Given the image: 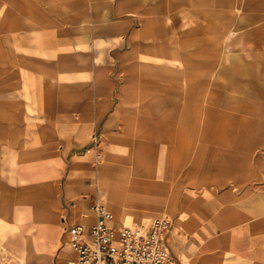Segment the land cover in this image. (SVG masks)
I'll list each match as a JSON object with an SVG mask.
<instances>
[{"label": "crops", "instance_id": "crops-1", "mask_svg": "<svg viewBox=\"0 0 264 264\" xmlns=\"http://www.w3.org/2000/svg\"><path fill=\"white\" fill-rule=\"evenodd\" d=\"M147 14L125 40L0 37V264H75L68 231L96 205L116 226L169 217L175 264H264L260 40L188 0Z\"/></svg>", "mask_w": 264, "mask_h": 264}, {"label": "rangeland", "instance_id": "rangeland-1", "mask_svg": "<svg viewBox=\"0 0 264 264\" xmlns=\"http://www.w3.org/2000/svg\"><path fill=\"white\" fill-rule=\"evenodd\" d=\"M167 1L169 0H0V37L5 42L10 40L12 34L8 30L12 25L34 26L38 23H47L65 28L79 24L92 29L99 27L101 30L115 25L117 36L125 40L131 32L140 31L141 18L148 15L147 11L162 3H166L167 6ZM189 1L196 7L208 9L214 16L217 13L226 14L221 18L213 16V20H223L232 36H247L260 40L261 50L264 51V0ZM189 17L188 15L181 17L185 20L184 25L188 24ZM231 31H235V34ZM25 60L26 56L22 54L18 60L20 65L16 69H20L18 74H23L21 69L24 68L21 66ZM260 78L259 88L264 95V54L261 55ZM245 86L253 88L252 85ZM232 88L234 89V85ZM262 98L264 100L263 96Z\"/></svg>", "mask_w": 264, "mask_h": 264}, {"label": "built area", "instance_id": "built-area-1", "mask_svg": "<svg viewBox=\"0 0 264 264\" xmlns=\"http://www.w3.org/2000/svg\"><path fill=\"white\" fill-rule=\"evenodd\" d=\"M91 226H72L68 234L75 264H175L166 246L173 221L159 217L136 227L116 226L102 205Z\"/></svg>", "mask_w": 264, "mask_h": 264}]
</instances>
